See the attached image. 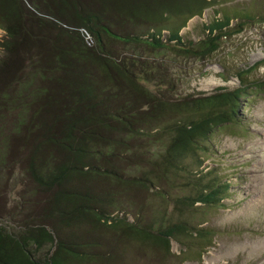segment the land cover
<instances>
[{"label":"trees","instance_id":"obj_1","mask_svg":"<svg viewBox=\"0 0 264 264\" xmlns=\"http://www.w3.org/2000/svg\"><path fill=\"white\" fill-rule=\"evenodd\" d=\"M204 2L206 5L207 0H198L197 10L189 11L182 22L172 26L173 15L169 14L174 9L173 13L179 10L178 6L170 9L171 0H86L83 8L60 0L54 17L61 22L62 30L76 36L66 42L58 39L57 45L41 56V52L30 51L29 47L44 48L42 38H30L26 30L25 17L30 6L24 0H0V28L5 33L0 43L3 50L0 101L9 100L6 91L14 78L22 76L26 68L36 70L35 64L39 62L35 63V58H39L44 72L54 75L48 87L39 85L31 89L28 82V86H24L28 88V96L21 98L23 106L36 110V117H30V122L26 120V127L30 132L33 129L34 138L38 133L39 139L27 155L26 163L28 175L45 201L40 204L41 214L35 225L24 223L16 231L0 226V264H78L94 260L93 249L103 245L94 233L102 227L142 246L164 251H168L176 235L194 231L193 226L181 220L166 223L161 217L142 223L112 215L102 208L110 201V193L98 189L95 183L98 180L126 182L111 158L122 159L123 155L106 152L104 148L121 145L123 137L119 134L123 130L141 135L142 129L137 124L145 118L154 120L158 111V103L154 104L157 98L144 86L146 75L155 73L157 66L149 69L146 59L122 58L109 51L108 42H130L152 50L171 48L185 57L210 55L228 35L233 19L240 16H214L205 26L204 38L195 45L186 44L180 31L189 19L200 16L207 8ZM73 15L75 19L71 21ZM51 16L49 18L53 19ZM119 18L147 28L120 32L115 26L116 22L123 23ZM79 28L84 29L85 37L78 34L76 29ZM37 39L39 45H36ZM139 63L140 74L135 71ZM238 77L242 78L239 72ZM163 79L166 81V77ZM247 91L241 82L233 89L219 87L211 93L188 95L175 101L169 109L174 117L153 126L154 131L147 134L161 141L156 156L144 160L148 153L135 155L146 166L138 180L156 190L167 173L178 170L187 159L193 167L182 169L195 171L191 185L194 196H184L179 203L189 207L195 203L220 204L231 182L210 166H203L202 155L207 154L208 143L219 127L246 122V115L240 111L243 105L248 108L250 104L245 99ZM141 96L146 103H139ZM152 152L149 151L148 156ZM74 219L76 225L80 222L88 225L83 238L77 239L71 226L66 234L63 225L69 226V220ZM46 246L44 258L37 256L36 251Z\"/></svg>","mask_w":264,"mask_h":264},{"label":"rangeland","instance_id":"obj_2","mask_svg":"<svg viewBox=\"0 0 264 264\" xmlns=\"http://www.w3.org/2000/svg\"><path fill=\"white\" fill-rule=\"evenodd\" d=\"M24 1L30 6V12L25 17L28 35L30 38H42L44 46L41 49L29 45L30 51L41 52L42 56L44 51H50L57 45L58 39L66 42L71 36H76L73 32L62 30L61 22L54 17L60 0ZM171 1L170 9L178 6L179 10L173 13L174 9L169 14L173 15L172 26L182 22L189 11L197 10L198 0ZM65 2H73L81 8L86 5V0ZM205 6L207 8L200 16H193L181 29L186 44L195 45L204 38L207 32L205 26L214 16H240L233 19L228 35L210 55L185 57L171 48L152 50L130 42H108L109 51L122 58L146 59L149 69L157 66L155 73L146 75L144 86L157 98L154 104L158 103V111L154 120L145 118L137 124L142 129L141 135L123 130L119 134L123 137L121 145L112 144L104 148L106 152L123 155L120 156L122 159L111 158L113 166L123 173L121 178L126 182L98 180L95 183L98 189L110 193V201L102 208L112 215L142 223L161 217L166 223L181 220L189 227L193 226L194 231L176 235L168 251H164L162 248L142 246L102 227L94 233L103 244L93 249L95 259L78 264H264V0H207ZM0 17L2 19V15ZM70 19L74 20L75 15ZM119 19L123 23L116 22L115 26L120 32L147 28ZM76 30L81 37L86 36L83 28ZM4 36V30L0 28V43ZM35 42L40 44L38 39ZM2 55L0 45V57ZM34 61L39 62L40 68L38 64H35L36 70H31L29 66L22 76L12 79L6 91L9 100L0 101V226L10 231L21 229L24 223H38L40 204L45 201L43 193L38 191L28 175L26 163L27 155L39 139L38 133L34 138L31 134L33 129L30 132L26 127V120L30 122V117H36V110L33 111L29 105L23 106L21 98L28 96V88L24 89L28 82L31 89L39 85L48 87L54 75L44 72L39 58ZM139 66L140 63L135 69L138 74L141 72ZM238 72L242 78L238 77ZM241 82L249 92L245 99L250 104L248 108L243 105L240 111L246 115V122L219 127L208 143L207 154L202 155L205 160L203 166H210L215 173L231 182L232 186L220 204L195 203L189 207L179 203L185 199L184 196H194L191 185L195 171L182 169L184 166L193 167L187 159L177 167L178 170L167 173L156 190L138 180L146 166L135 155L143 152L149 155V151H154L144 160L156 156L157 145H161V141L147 134L154 131L151 129L153 126L174 117L169 109L175 101L188 95L211 93L219 87L233 89ZM139 101L147 102L142 96ZM86 184L90 182L86 181ZM69 222V226L63 225L66 234L72 227L78 235L77 239L83 238L88 225L85 222L76 225L75 219ZM47 249L46 246L37 250L36 255L44 258Z\"/></svg>","mask_w":264,"mask_h":264}]
</instances>
